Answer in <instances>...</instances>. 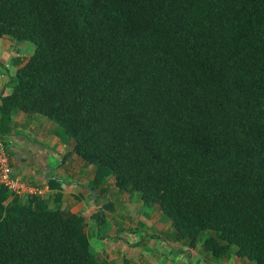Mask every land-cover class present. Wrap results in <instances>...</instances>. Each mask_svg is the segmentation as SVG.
<instances>
[{
  "label": "trees",
  "instance_id": "1",
  "mask_svg": "<svg viewBox=\"0 0 264 264\" xmlns=\"http://www.w3.org/2000/svg\"><path fill=\"white\" fill-rule=\"evenodd\" d=\"M3 37L34 49L1 119L55 123L93 187L138 192L176 242L264 264V0H0ZM7 194L0 264H109L81 216Z\"/></svg>",
  "mask_w": 264,
  "mask_h": 264
},
{
  "label": "crops",
  "instance_id": "2",
  "mask_svg": "<svg viewBox=\"0 0 264 264\" xmlns=\"http://www.w3.org/2000/svg\"><path fill=\"white\" fill-rule=\"evenodd\" d=\"M0 41L1 48L11 49L12 55L15 46L12 39L3 37ZM19 56L15 57L19 61L14 72L27 60L23 61ZM8 78L0 74V94ZM0 139L6 144L12 174L38 187L41 192L20 198V202L26 205L30 199L36 198L38 203L45 205V210H58L64 218L81 216L84 220L82 233L90 247V237L98 240L93 252L97 260L109 264H121L125 260L128 264H159V254L148 256L144 252L146 245L158 249L168 244L180 253L190 250L182 242L162 239L163 232L170 229L157 207L154 214L148 213V218L141 221L147 230L133 226L132 221L140 219L141 211L147 213L140 197L134 198L133 193L119 191L112 177L93 187L94 165L85 164L71 151L73 141L64 136L52 121L13 110L9 121L0 118ZM11 199L7 194V202ZM97 213L99 219H95ZM102 230H105V236H100Z\"/></svg>",
  "mask_w": 264,
  "mask_h": 264
},
{
  "label": "rangeland",
  "instance_id": "3",
  "mask_svg": "<svg viewBox=\"0 0 264 264\" xmlns=\"http://www.w3.org/2000/svg\"><path fill=\"white\" fill-rule=\"evenodd\" d=\"M1 44V41H0ZM10 44V43H9ZM12 44H14L13 52L11 55V49L9 50H4L1 48L0 45V74L9 77L8 81H10V76L14 75V70L16 68L15 65L17 63H13V59L16 57L18 58V55H20L23 59L28 58L30 54L33 53L34 46L30 42H17L15 40H12ZM19 56V58H20ZM22 61V62H23ZM5 86L2 92L8 93L10 91V87ZM134 198L140 197V194L138 192H133ZM151 207V208H150ZM145 208V212L139 213L138 216L140 219L139 220H133L132 224L133 226H139L140 230H147L144 224L141 223L142 219L145 217V220L148 218V213L154 214V210L156 209L155 207L157 206H150ZM158 208V207H157ZM145 213V215H144ZM160 213V212H159ZM143 215V216H142ZM162 215V214H161ZM162 220L164 222H167L169 224V231L163 232L162 239H172L174 240V231L171 228L170 221L162 215ZM109 226H107V229ZM105 230L101 231L100 236H105ZM149 233L151 231L149 230ZM206 237V233L203 232L200 234L197 242V246L194 249H190L188 252H183L180 253V251H176L173 248H171L170 245L164 244L162 247L158 249H152L148 245L145 246L144 252L149 256L157 253L159 254V264H254L253 262H249L246 259L243 260H238L233 251L234 247H232L231 251L227 253L226 256L220 257V258H215L208 252H206L203 247H202V242L203 239ZM90 244H91V251L92 253L95 252L94 247H96V241H98L94 237H90ZM185 246H187L185 244ZM188 247V246H187ZM171 251V252H170ZM94 254V253H93Z\"/></svg>",
  "mask_w": 264,
  "mask_h": 264
},
{
  "label": "built area",
  "instance_id": "4",
  "mask_svg": "<svg viewBox=\"0 0 264 264\" xmlns=\"http://www.w3.org/2000/svg\"><path fill=\"white\" fill-rule=\"evenodd\" d=\"M0 185L6 188L12 196H17L18 199L41 193L38 187L12 174L6 144L2 139H0Z\"/></svg>",
  "mask_w": 264,
  "mask_h": 264
}]
</instances>
